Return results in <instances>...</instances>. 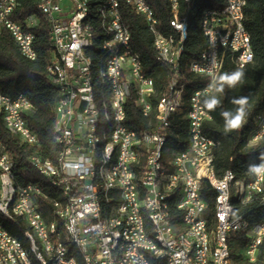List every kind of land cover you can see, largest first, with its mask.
I'll return each instance as SVG.
<instances>
[{
  "label": "bare ground",
  "instance_id": "obj_1",
  "mask_svg": "<svg viewBox=\"0 0 264 264\" xmlns=\"http://www.w3.org/2000/svg\"><path fill=\"white\" fill-rule=\"evenodd\" d=\"M55 0H42L38 6V12H34L38 19H33L29 15L19 19L21 32L30 33V37L34 38V54L26 51L23 47L24 37L19 34H11L15 39L21 54L30 61L38 59L39 52L36 47L37 34L36 29L42 22L47 25L48 37L50 44V60L48 64V74L51 72L53 63V52L59 51V44L56 43L55 21L47 3ZM83 8L80 10L79 24H87V33L85 37L86 51L83 56L85 66V82L87 100L90 102V110H92V121L90 125V161L91 169L89 174V185L92 187L93 195L98 196L99 216L102 223L106 227L116 231L114 242L111 244L110 259L111 264H135V257L132 253L131 245H128L130 239V231H136L141 223L143 232L146 235V241L152 250V256L147 257V264H158L156 256L167 251L165 239L161 236L160 219L156 217L151 204V191L148 189L149 169L151 170V183L155 194L159 195L158 208L164 213H182V205L174 204L180 202L183 193H191V180L182 179V190H179L177 183H167V174H175V167H181L180 155L176 152H184V149H178L171 145V139L175 134L173 130L174 118L183 119L188 116V124H195V116H193V108H186L190 105V97L194 95V91H199L203 85L188 92L186 81V72L193 73L195 76L202 77V73L198 70L199 56L189 58L185 62L183 60L186 42L190 35V22L188 16L185 15L182 20V28L184 34L182 36V49L178 51V23L170 21L173 32L166 34L159 25V19L156 16L154 8L150 6V13L153 20H156L159 36H153L154 49L156 59L166 64V53L177 54V76L180 80H175L174 98L175 102H169L167 113L165 114V125H168L167 134H161L156 141L155 157L153 163L154 135L151 127H159L165 111V103L168 99L169 88L171 86L172 74L166 87L162 93H158L155 79L146 72L145 65L141 53L136 51L132 45V33L130 28L123 20L122 11L119 13L120 28L127 35L131 44L118 43L114 44L113 51H104V47H109L110 33L112 32V24L110 20H104L103 8L105 0H81ZM173 14H175V6L173 0H169ZM176 14H179L181 6L180 0H177ZM189 1V0H185ZM247 1V0H242ZM143 2H147L143 0ZM18 0H10V3L4 7V17L12 18L14 16ZM129 6L139 15L145 23L148 22V12L140 0H129ZM205 10L201 18V29L205 27L207 21V11ZM150 31V27H148ZM250 48L253 50V61L255 52L252 45L251 34ZM160 39L163 40L162 46L158 45ZM125 55L134 60L138 67H142V74L150 78V84L154 88L152 96L148 97V107L140 109L143 117L147 120L146 127L139 130L132 129L128 123V119L119 120L118 100L123 103V113L128 116L129 103L127 98L130 97L129 86H142V77H136V70H128L129 84L125 79H115V74H111V65L109 61L112 59H122ZM235 63V57H231ZM167 65V64H166ZM186 67L187 71L183 68ZM223 65H212V84L211 94L215 90L217 77ZM56 85L54 77H49ZM183 81V82H182ZM58 89V88H57ZM119 91V92H118ZM0 94H6L0 90ZM19 92L16 95H24ZM66 94L58 91V100L55 105L56 128L55 140L60 144L55 159L44 157L38 152L32 153L27 158L28 163L44 178L45 182L53 189L54 195L44 191L40 181H29L22 183L23 186L38 187L41 192L47 195H40L37 199V207L43 215V226L38 215L34 213L33 208H29L28 203H18L22 200L21 187L16 182L18 170L14 158L7 150L5 142L0 138V152L5 157V168H9L11 174H6V193L4 199V207L0 204V217L17 221L21 215V223L24 226V239L13 235L0 220V226L4 231L10 232L11 238L16 242L21 256H25L28 264H59L58 258L54 257V250L50 244H58L59 232L60 253L71 258L72 264H91L90 254L85 249V245L80 241L78 233L75 232L74 217H66L73 209V200L69 195V188L66 184L60 182L59 179L53 177L50 171L55 168L64 167V158L66 157V140L65 135L61 131L66 121L65 103ZM209 117H212L209 110ZM4 124H9V132L17 135L22 144L31 146H40L39 134L31 127L27 112H20L22 126L28 127L29 135L25 130H17V123H9V117H2ZM207 118H200V130H205L204 125ZM256 123V119H255ZM258 123H264V114L258 116ZM121 128H129L131 134L136 135V143L138 148H131V155L135 158V167H128L129 186L131 194V206L125 207L123 187H125V176L120 170L123 160V146L119 134L116 131ZM260 125H255L250 132L248 146H255L264 140V127L260 135ZM253 135L255 144H253ZM29 136L33 137L30 138ZM209 141H215L216 147L220 145V141L209 135ZM107 157H106V149ZM201 157H210L211 148H200ZM38 165L43 166L39 168ZM264 157L256 164L249 167L247 174L238 177L233 170H226L222 176H219L215 169V163L201 164L198 169H194V191L196 195H202L204 208L200 209V216L205 221L203 226V243L201 236H188L187 232H194L197 227L196 217L188 218V225L185 222L183 214H176L172 220V231L174 234V245L179 248L181 254H185L187 264H203L198 253H205V264H220V234L222 232V210L224 205V193L220 189L217 181L228 179V186L235 187L230 193V205L234 209L243 210L251 203L260 199L264 201V173L260 174L259 187L255 189V177L252 167H263ZM209 172V173H208ZM24 173V172H23ZM167 183V184H166ZM204 183H208L215 191V210L212 220L207 217V200L203 195ZM100 184H106V188H101ZM107 192H111L110 199L106 197ZM5 185L3 183L2 171L0 169V200H3ZM47 196L51 199L47 200ZM247 197V198H246ZM17 205V206H16ZM125 207V215L137 214V217H130V222H124L119 216V212ZM185 207L188 211H195L194 200H185ZM248 213L237 216L238 225L234 229V237L244 236L245 233L259 235L260 221H251ZM264 219V218H263ZM27 229L28 233L25 231ZM29 234V235H28ZM46 236V240H45ZM236 239V242L225 243L226 259L225 264H242L238 256H243L246 264H264V258L260 257L264 242L256 243V247L252 250L246 249L245 238ZM239 245L240 250L235 251V245ZM196 250V251H195ZM251 257V258H250ZM238 262V263H236ZM0 264H12L11 250L7 247L4 239L0 235ZM159 264H181L178 259H174L171 255L159 256Z\"/></svg>",
  "mask_w": 264,
  "mask_h": 264
},
{
  "label": "built area",
  "instance_id": "obj_2",
  "mask_svg": "<svg viewBox=\"0 0 264 264\" xmlns=\"http://www.w3.org/2000/svg\"><path fill=\"white\" fill-rule=\"evenodd\" d=\"M225 1L226 5L221 10L209 9L207 11V21L203 28V33L207 37V44L199 54V63L196 64L198 65L199 72L202 73V77H207L208 82L203 84L201 90L194 91V95L190 97V105L186 108H193L195 124H188V116H186L185 111V118L183 120H187L189 141L184 148V152L175 151V155H180L181 167H175V174H167V183H177L179 190H182V179L191 180V193L182 192L180 202L174 203L182 205V213H164L159 210L158 201L160 196L154 193L151 183L153 164L149 169L147 184L148 189L151 191V204L153 205L156 217L160 219L161 236L167 244V251H164L159 256L171 255L174 259H178L181 264H187V260L185 254H181L179 248L174 245L172 220L176 214H183L187 225L189 217H196L197 227H194V232H187L186 237L188 239V236H201L203 243V226L205 221L200 216V209L204 208V203L202 195H196V191H194V169H198L201 164L215 163L216 142L209 141V134L205 130H200V118H207V121L212 119V117H209L204 103V97L211 94L212 65H223L227 51H230L231 57H235V65L239 68H244L247 64L253 62L250 36L245 26V6L247 1ZM122 2L129 5V0H105V7L103 8L104 20H110V24H112L109 47H104V51H110V53L113 51L114 44H131L129 39H127V35L123 33V29L120 28L119 13ZM173 2L175 14H173L172 21L178 23L176 33L179 51L182 49V36L184 34L182 20L185 15L176 14L178 1L173 0ZM9 3L10 0H0V33L6 29L10 34L23 36L24 49L34 54L35 40L30 37V33L21 32L19 19L14 18V16L12 18L4 17V7ZM140 3L147 9L148 22H146V25L150 27V33L152 36H159L156 20H153L151 17L149 3L143 2V0H140ZM47 5L55 21L56 43L59 44V51L52 53L53 63L51 72L48 75L56 79L58 91L66 94V102H61L65 103L64 113L66 114V121L61 129L66 140L64 167L55 168L53 165V171H50V173L69 188V195L73 200V209L70 214L65 215L66 217H74L75 232L78 233L80 241L89 252L91 264H111V244L114 242L116 231L110 229V227H106L102 223L99 216V195H93L92 187L89 185L92 110H90V102L87 100L85 66L83 63V56H85L86 51L85 37L87 24H79L80 10H82L84 5H82L81 0H55L49 1ZM29 16L33 19H38L35 13ZM163 40L160 39V43L157 44L163 47ZM163 49L166 50L164 47ZM164 61L170 68L172 81L162 121L159 127H151L154 135L153 163L156 141H158L161 134H167L168 125H165V114L167 113L169 102H175V80H180L177 76V54L166 53V60ZM109 63L111 65V74H115L116 80L125 79V82L129 84L128 70H136V77H142V86H129L130 97L127 98V102H130L133 97L139 109H146L148 107V97L152 96L154 88L150 84V78L142 74V67H138V64L127 55L122 59H112ZM33 109L34 105L26 94H0V115L2 117H9V123H17V130H25V133L28 135L29 129L22 126L20 112H27L28 115ZM116 110H118L119 120L128 119V116L123 113V103H120L119 100ZM180 120L182 119H176L175 117L173 123ZM255 125H260V133L257 135L262 134L264 123H258V116L256 117ZM4 127L9 130V124H4ZM116 134H119L123 146V160L120 170L125 176V187L122 189L125 207H132L128 167H135V158L131 155V148H138V144L136 143V135L131 134L129 128L119 127ZM257 135H253V144H255ZM200 148H211L210 157H201ZM107 151L108 147L106 149V157ZM38 166L39 168H43L41 165ZM252 168L255 177L254 190L252 191L254 193L255 189L259 187V177L261 173H264V166ZM0 169L5 185L3 200H0V204L4 207V199L7 196L6 174H11V172L9 168H5V157L2 156L1 152ZM16 182L19 183L22 193V200L18 203H28L29 208L34 209V213L38 215L43 226V215L37 207V199H40V195L47 194L41 192L38 187L23 186L18 180ZM217 183L224 193L219 253L220 264H225L228 263L225 243L236 242L237 237H234V229L238 225L237 216L243 214L244 210L243 208L234 209L231 207L230 193L235 190V187L228 186V179L217 181ZM100 186L101 188H106V184H100ZM110 196L111 192H107L106 190V197L110 199ZM50 199L47 196V200L50 201ZM185 200H194L195 211H188L185 207ZM261 204H264V201H261ZM125 207L119 212V216L124 219V222H130V217H137V214L135 212L133 215H125ZM137 219L139 218L137 217ZM18 220L21 221V215ZM257 227H259V235L245 233L242 236L246 241V249L252 250V257L256 243L264 242V219L260 221ZM25 231L28 233L27 229ZM56 233L58 244H50L45 236L46 242L54 250V257L58 258L59 264H72L69 256L60 253V244L62 243L59 241V232ZM0 235L11 250L12 264H28L25 256H21L16 242L11 238L10 232L4 231L0 226ZM128 245H131L135 264H147V257L152 256V250L146 241V235L143 232L141 223H139V227H136V231H130ZM159 256H156L158 264ZM198 256L203 264H205V253H198ZM238 259L242 261V264L248 262L243 261V256H238Z\"/></svg>",
  "mask_w": 264,
  "mask_h": 264
},
{
  "label": "trees",
  "instance_id": "obj_3",
  "mask_svg": "<svg viewBox=\"0 0 264 264\" xmlns=\"http://www.w3.org/2000/svg\"><path fill=\"white\" fill-rule=\"evenodd\" d=\"M42 0H18L14 18L22 19L26 15L38 12ZM155 10L161 29L173 32L171 19L173 11L169 0H146ZM180 15H187L190 22V35L186 42L184 62L199 56L207 44V37L201 29V18L205 10H221L225 0H180ZM125 24L132 33V45L141 53L145 70L156 82L158 93L166 87L170 68L156 59L154 39L145 21L127 4H121ZM245 26L251 34L255 58L244 68H239L226 52L223 67L217 77L215 90L204 97V103L212 119L205 122L204 129L211 137L220 141L215 152V169L219 176L226 170H233L238 177L245 176L249 167L264 157V140L255 146H248L250 132L255 126L257 116L264 114V0H247L245 6ZM36 47L38 59L30 61L20 52L19 47L4 29L0 33V90L9 94L25 93L34 105L27 115L31 127L39 134L40 146L22 144L19 137L9 132L0 115V138L5 142L17 166L18 181H40L44 191L54 195L53 189L44 178L28 163L30 154L38 152L46 158L55 159L61 146L55 140L58 89L48 75L50 44L47 25L42 22L36 29ZM183 68L187 71L186 67ZM188 92L208 82L207 77H198L186 72ZM242 101V103H241ZM128 123L132 129L146 127L147 120L132 97L128 109ZM240 116L235 126L232 122ZM175 131L171 145L184 149L189 141L187 120L182 119L173 125ZM24 172V173H23ZM203 195L207 200V217L213 219L215 210V191L204 183ZM251 221L264 218V204L256 199L245 209ZM4 226L15 236L24 239V226L20 220L13 221L0 217ZM236 239H242L236 235ZM261 258H264V246Z\"/></svg>",
  "mask_w": 264,
  "mask_h": 264
},
{
  "label": "clouds",
  "instance_id": "obj_4",
  "mask_svg": "<svg viewBox=\"0 0 264 264\" xmlns=\"http://www.w3.org/2000/svg\"><path fill=\"white\" fill-rule=\"evenodd\" d=\"M241 103H242V101H241ZM239 121H240V116H237L236 120L232 122V126H235L236 124H238Z\"/></svg>",
  "mask_w": 264,
  "mask_h": 264
},
{
  "label": "rangeland",
  "instance_id": "obj_5",
  "mask_svg": "<svg viewBox=\"0 0 264 264\" xmlns=\"http://www.w3.org/2000/svg\"><path fill=\"white\" fill-rule=\"evenodd\" d=\"M234 250H235V251H238V250H240V247H239V245H237V244H236V245H235V247H234ZM236 263H238V262H236Z\"/></svg>",
  "mask_w": 264,
  "mask_h": 264
}]
</instances>
